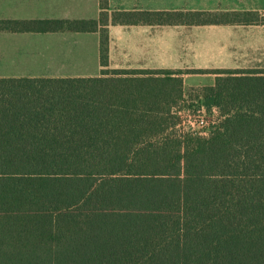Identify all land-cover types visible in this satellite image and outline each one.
Segmentation results:
<instances>
[{
	"label": "trees",
	"instance_id": "trees-1",
	"mask_svg": "<svg viewBox=\"0 0 264 264\" xmlns=\"http://www.w3.org/2000/svg\"><path fill=\"white\" fill-rule=\"evenodd\" d=\"M0 20V33H99L101 74L0 78V264H264V69H110V26L264 24L253 11H109ZM189 95V94H188Z\"/></svg>",
	"mask_w": 264,
	"mask_h": 264
},
{
	"label": "rangeland",
	"instance_id": "rangeland-1",
	"mask_svg": "<svg viewBox=\"0 0 264 264\" xmlns=\"http://www.w3.org/2000/svg\"><path fill=\"white\" fill-rule=\"evenodd\" d=\"M196 1L195 6L187 2ZM211 1L224 4L227 0H181L185 8H210ZM264 16V11H258ZM161 29V34L153 37L154 49L149 58L165 67L184 66L194 69L176 70L183 73L186 99L184 109L181 111L182 123L180 132L195 131L202 135H208L213 127L220 121L218 110L212 112L205 108H199L197 102L190 96L202 87L214 84L215 75L212 73L219 69H264V24L260 25H231V26H154ZM120 27L111 28V36L117 45L125 49L134 48V36L143 42L146 35L132 30L133 35L127 34ZM133 36V37H132ZM99 35L92 34H57L42 36L35 40V59L22 69L13 70L5 67V62L0 61V74H13L15 72L37 75L54 76H83L84 74L99 73L98 53ZM7 42H2L0 35V54ZM145 44V43H144ZM22 54L26 53L29 45L20 44ZM119 46L115 54L120 59ZM146 46V45H145ZM158 50V51H157ZM226 54L229 55L225 61ZM226 63V64H225ZM234 66L236 68H224L220 66ZM11 65V64H10ZM202 67V68H200ZM206 67V68H204ZM189 94V95H188Z\"/></svg>",
	"mask_w": 264,
	"mask_h": 264
},
{
	"label": "crops",
	"instance_id": "crops-1",
	"mask_svg": "<svg viewBox=\"0 0 264 264\" xmlns=\"http://www.w3.org/2000/svg\"><path fill=\"white\" fill-rule=\"evenodd\" d=\"M190 6H195L196 1L187 2ZM132 10H157V11H171V10H183V11H264V0H227L224 4L215 3L211 1L210 8H197L183 6L181 0H109V11H132ZM102 9L100 0H0V20H93L99 19ZM120 27L126 30L127 34L133 35L132 30L137 28H143L142 31H136L140 34L146 35L145 40L141 42L135 36L134 48L125 49L117 45L111 36V28ZM122 29V30H123ZM92 34L93 36L99 35V33H76V32H50V33H11L2 32V42L5 44L4 50L0 54V61L5 62V67H11L13 70L22 69L23 66L30 64V61L35 59L36 53L41 52L39 49H35L38 38L42 36H53L57 34ZM155 34L160 35L161 29L154 26H110L109 27V68L110 69H169V70H184L194 69L195 67L184 66H172L165 67L159 65L157 62L152 61L149 58V53L152 54L154 49L153 37ZM133 37V36H132ZM99 53L97 56L99 73L84 74L83 76H68V77H94L101 74V62H100V35H99ZM21 43H26L28 47L25 54H22ZM145 43V44H144ZM146 45V46H145ZM113 46H119L120 59L114 52L118 49ZM158 51V50H157ZM229 55L226 54L225 61ZM11 64V65H10ZM226 64V63H225ZM221 64L219 67L224 68H236ZM202 68V67H200ZM206 68V67H204ZM17 69V70H18ZM52 78L59 76L54 75H37V74H25L15 72L13 74H0V78ZM64 77V76H61Z\"/></svg>",
	"mask_w": 264,
	"mask_h": 264
}]
</instances>
